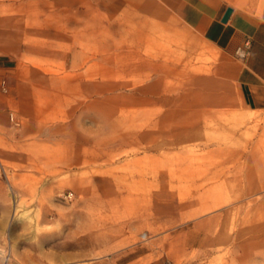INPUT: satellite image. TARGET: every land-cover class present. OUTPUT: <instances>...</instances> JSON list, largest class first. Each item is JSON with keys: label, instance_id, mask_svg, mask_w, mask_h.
I'll list each match as a JSON object with an SVG mask.
<instances>
[{"label": "rangeland", "instance_id": "obj_1", "mask_svg": "<svg viewBox=\"0 0 264 264\" xmlns=\"http://www.w3.org/2000/svg\"><path fill=\"white\" fill-rule=\"evenodd\" d=\"M158 6L0 0V264H264V113Z\"/></svg>", "mask_w": 264, "mask_h": 264}, {"label": "crops", "instance_id": "obj_2", "mask_svg": "<svg viewBox=\"0 0 264 264\" xmlns=\"http://www.w3.org/2000/svg\"><path fill=\"white\" fill-rule=\"evenodd\" d=\"M165 10L203 44L206 64L203 78L230 85L237 91V101L245 110L264 113V11L260 15L238 10L225 0H160ZM232 13L221 20L227 8ZM158 6L159 16L166 13ZM247 44L245 58L237 50ZM4 69L0 66V72ZM8 83L18 90V76ZM226 98V94L221 93ZM18 105L21 97L17 95Z\"/></svg>", "mask_w": 264, "mask_h": 264}, {"label": "built area", "instance_id": "obj_3", "mask_svg": "<svg viewBox=\"0 0 264 264\" xmlns=\"http://www.w3.org/2000/svg\"><path fill=\"white\" fill-rule=\"evenodd\" d=\"M247 49H248L247 44H245V46H244L243 48H239V49L237 50V55H238V57L241 58V59L245 58L246 55H247V51H248ZM11 120H12V121L14 120L13 115H11Z\"/></svg>", "mask_w": 264, "mask_h": 264}, {"label": "water", "instance_id": "obj_4", "mask_svg": "<svg viewBox=\"0 0 264 264\" xmlns=\"http://www.w3.org/2000/svg\"><path fill=\"white\" fill-rule=\"evenodd\" d=\"M232 8H227L226 9V11H225V14H224V16H223V18H222V20H221V22L222 23H226L227 22V20L229 19V17H230V15H231V13H232Z\"/></svg>", "mask_w": 264, "mask_h": 264}, {"label": "bare ground", "instance_id": "obj_5", "mask_svg": "<svg viewBox=\"0 0 264 264\" xmlns=\"http://www.w3.org/2000/svg\"><path fill=\"white\" fill-rule=\"evenodd\" d=\"M262 6V5H261Z\"/></svg>", "mask_w": 264, "mask_h": 264}]
</instances>
